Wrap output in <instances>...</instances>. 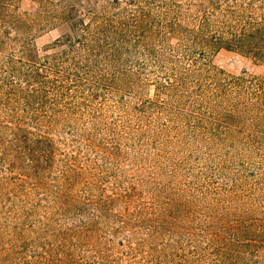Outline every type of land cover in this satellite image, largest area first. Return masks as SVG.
Here are the masks:
<instances>
[{
    "label": "trees",
    "instance_id": "obj_1",
    "mask_svg": "<svg viewBox=\"0 0 264 264\" xmlns=\"http://www.w3.org/2000/svg\"><path fill=\"white\" fill-rule=\"evenodd\" d=\"M19 1L0 0V99L17 116L13 157L29 177L46 173L56 152L29 128L59 123L79 125L102 153L119 132H136L264 160V0H32L27 12ZM53 30L59 38L38 48L37 37ZM220 50L248 59V69L226 75L212 66ZM254 178L260 197L206 223H189L195 214L182 200L135 223L100 194L84 200V213L93 205L92 218L119 222L110 231L127 229L128 238L115 247L112 235L98 238L104 249L84 262L59 259L48 244L22 264H264V175ZM138 223L148 225L145 238L136 237ZM86 227L84 243L94 237Z\"/></svg>",
    "mask_w": 264,
    "mask_h": 264
},
{
    "label": "rangeland",
    "instance_id": "obj_2",
    "mask_svg": "<svg viewBox=\"0 0 264 264\" xmlns=\"http://www.w3.org/2000/svg\"><path fill=\"white\" fill-rule=\"evenodd\" d=\"M19 6L21 12L30 11L32 0H20ZM59 36L57 30L43 33L36 45L42 48ZM210 63L226 75H239L250 65L245 57L226 50L212 55ZM148 94H154L153 88ZM114 114L106 111L107 121H113ZM16 119L0 99V264L34 263L29 256L42 253L48 244L57 258L84 262L88 251L104 249V244L98 245V238L112 235L110 247L128 238L127 229H119L116 234L110 231L118 230L119 222L99 218L97 213L98 217L92 218L93 205L84 213V200L96 201L100 194L113 199L110 211L133 218L135 223L179 200L190 202L188 207L195 216L187 219L189 223H206L213 214L242 213L249 198L262 194L254 185V177L264 175V160L247 152L237 155L185 136L135 139L136 132H119L102 153L88 146L84 139L88 132L79 125L69 128L63 123L46 130L29 128L33 137L47 135L56 147L49 170L39 177H29L23 164L13 157ZM128 120L138 124L134 118ZM91 140L96 141L94 137ZM84 225L94 236L87 243ZM134 225L139 232L136 237L145 238L148 225Z\"/></svg>",
    "mask_w": 264,
    "mask_h": 264
}]
</instances>
